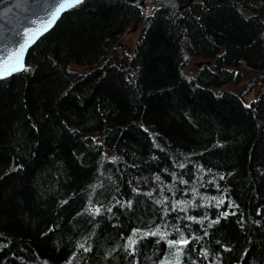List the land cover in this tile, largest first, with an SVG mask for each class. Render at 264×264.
<instances>
[{
	"label": "trees",
	"instance_id": "trees-1",
	"mask_svg": "<svg viewBox=\"0 0 264 264\" xmlns=\"http://www.w3.org/2000/svg\"><path fill=\"white\" fill-rule=\"evenodd\" d=\"M0 264H264V0L64 12L0 79Z\"/></svg>",
	"mask_w": 264,
	"mask_h": 264
},
{
	"label": "water",
	"instance_id": "water-1",
	"mask_svg": "<svg viewBox=\"0 0 264 264\" xmlns=\"http://www.w3.org/2000/svg\"><path fill=\"white\" fill-rule=\"evenodd\" d=\"M128 1L137 7H144L145 5L150 4L160 8H167L175 14H180L187 7V5L182 4L180 0ZM193 1L194 0H189L188 4ZM46 4L47 0H0V52H3L4 49L11 50L18 48L20 44L25 42V40L29 41L30 46L25 50L23 56V64L25 66V59L29 48L44 33L51 29L58 20L56 19L51 26L47 27L46 31L44 30L46 22L50 18V13L56 3L52 6H48V8H45ZM64 12L65 11L62 13ZM26 31H30V35L25 36ZM33 39L35 40L34 43L31 42ZM125 47V44H120L114 49H124ZM208 64H210V62H208ZM0 70H3L2 66H0ZM20 71L13 72L11 75Z\"/></svg>",
	"mask_w": 264,
	"mask_h": 264
},
{
	"label": "snow or ice",
	"instance_id": "snow-or-ice-1",
	"mask_svg": "<svg viewBox=\"0 0 264 264\" xmlns=\"http://www.w3.org/2000/svg\"><path fill=\"white\" fill-rule=\"evenodd\" d=\"M83 0H57L56 5H54L53 10L50 13V18L47 20L46 25L44 27V30H47V27L51 26L56 19L60 16V14L63 11H66L68 8L74 7L80 3H82ZM42 34V33H41ZM30 35V31L25 32V36ZM32 43L35 42L33 39L31 41ZM30 46L29 41L25 40L24 43L20 44L18 48H14L11 50L4 49L3 52H0V66H2L3 70H0V79L5 78L8 75H11L13 72L20 71L24 68L23 64V56L25 50ZM11 65V66H9ZM220 203H223V201H220ZM95 211H99V209H96ZM151 235H161V238H164V235L161 234L159 231L150 233ZM145 235H149V233H146ZM130 245L134 244V240H130ZM187 244V240H181V241H169V244Z\"/></svg>",
	"mask_w": 264,
	"mask_h": 264
},
{
	"label": "rangeland",
	"instance_id": "rangeland-1",
	"mask_svg": "<svg viewBox=\"0 0 264 264\" xmlns=\"http://www.w3.org/2000/svg\"><path fill=\"white\" fill-rule=\"evenodd\" d=\"M140 33H141V29L138 26L134 27L133 29L125 33L122 36L120 43L125 44L126 47L124 49H117L112 51L114 52V57L118 59L119 57L123 56V54L124 55L134 54L136 43L139 39ZM96 66L97 65L81 66L75 63H71L69 65V69L72 71L84 73L93 69ZM196 69H197V63L194 62L190 67L186 68L185 71L188 75H193ZM241 71L242 72H241L240 80L238 82L232 83L229 86H227V88L233 92H240V91L242 92L243 88H245L247 85L249 86L250 84H252L251 81L253 78H255V73H252L245 63L242 64ZM259 88H260L259 85L253 87L252 93L245 97L247 103H251L252 100L256 99L259 96Z\"/></svg>",
	"mask_w": 264,
	"mask_h": 264
},
{
	"label": "bare ground",
	"instance_id": "bare-ground-1",
	"mask_svg": "<svg viewBox=\"0 0 264 264\" xmlns=\"http://www.w3.org/2000/svg\"><path fill=\"white\" fill-rule=\"evenodd\" d=\"M83 1H84V0H83ZM55 3H57V0H47V4H46V7H45V8H48V6H52V5L55 4ZM130 3H131V2H130ZM188 3H189V0H187V2H186L184 5H187V6H188V5H189ZM182 4H183V3H182ZM78 5H79V4H78ZM76 6H77V5H76ZM146 6H152V5L147 4V5H145L144 7H146ZM144 7H139V8H144ZM156 7H157V6H156ZM71 8H72V7H71ZM71 8H70V9H71ZM68 10H69V9H68ZM66 11H67V10H66ZM66 11H65V12H66ZM62 14H63V13H62ZM62 14H61V15H62ZM174 14H175V13H174ZM58 19H59V18H58ZM120 44H121V43L117 44L116 46H119ZM116 46H115V47H116ZM115 47H114V48H115ZM114 48H113V50H115ZM200 64H202V62H198V63H197V66H201ZM229 84H230V83H229ZM246 87H247V88H252L251 85H249V86L247 85ZM217 90H218V89H217ZM220 90H221V89H220ZM220 90H218V92H220ZM216 93H217V92H216ZM237 93H240V92H237ZM243 94H244V93H243ZM245 95H246V94H245Z\"/></svg>",
	"mask_w": 264,
	"mask_h": 264
}]
</instances>
